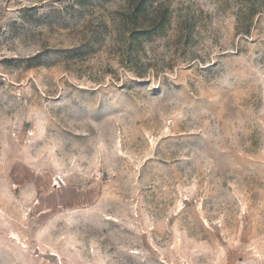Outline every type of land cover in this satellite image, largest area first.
I'll return each mask as SVG.
<instances>
[{
	"label": "rangeland",
	"instance_id": "rangeland-1",
	"mask_svg": "<svg viewBox=\"0 0 264 264\" xmlns=\"http://www.w3.org/2000/svg\"><path fill=\"white\" fill-rule=\"evenodd\" d=\"M0 264H264V0H0Z\"/></svg>",
	"mask_w": 264,
	"mask_h": 264
}]
</instances>
